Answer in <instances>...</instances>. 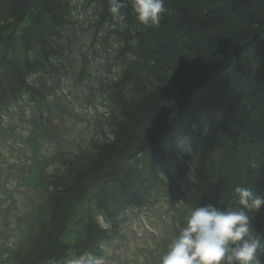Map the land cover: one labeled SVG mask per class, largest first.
I'll return each instance as SVG.
<instances>
[{
    "label": "trees",
    "instance_id": "1",
    "mask_svg": "<svg viewBox=\"0 0 264 264\" xmlns=\"http://www.w3.org/2000/svg\"><path fill=\"white\" fill-rule=\"evenodd\" d=\"M124 2L120 21L110 0L83 1L88 48L116 75L97 83L107 116L74 154L56 151L45 162L52 168L38 173L27 239L1 245L0 264L99 259L128 212L156 204L171 229L143 264H161L190 209L234 207L236 186L264 195V0H165L154 27ZM73 12L72 0H0V135L13 105L27 98L50 111L68 71L85 73L71 61ZM253 216L264 234V206Z\"/></svg>",
    "mask_w": 264,
    "mask_h": 264
},
{
    "label": "rangeland",
    "instance_id": "2",
    "mask_svg": "<svg viewBox=\"0 0 264 264\" xmlns=\"http://www.w3.org/2000/svg\"><path fill=\"white\" fill-rule=\"evenodd\" d=\"M81 3L82 0H72L78 43L77 55H73L71 61L75 67H83L82 78L77 71L68 72L67 79L54 90L50 111L39 113L32 103L23 100L4 115V131L0 135V246L21 248L27 239L21 229L30 227L37 213L41 197L40 189L35 186L38 173L43 169L47 174L52 168L45 162L54 151L74 154L76 145L85 143L84 138L94 136L95 130L91 128L96 121L103 127L106 105L96 91L97 83L113 76L101 64L103 61H96L90 52L79 49L87 47V27L91 19L88 6ZM47 117L51 118L53 125H47L39 138L34 133L35 123L45 125L44 118ZM26 177L29 180L23 181ZM129 217L119 238L104 251L107 259H100L96 264H143L149 254L155 256L153 252L161 244L158 240L171 229L167 216L156 208ZM137 233L141 236L137 237ZM155 233H158V239L149 235ZM149 241L154 242V249H150Z\"/></svg>",
    "mask_w": 264,
    "mask_h": 264
},
{
    "label": "clouds",
    "instance_id": "3",
    "mask_svg": "<svg viewBox=\"0 0 264 264\" xmlns=\"http://www.w3.org/2000/svg\"><path fill=\"white\" fill-rule=\"evenodd\" d=\"M138 22L154 27L165 13V0H131ZM124 0H110L109 11L124 20ZM235 205L205 204L190 209L179 233L170 241L161 264H260L264 234L254 231L253 214L264 206V195L251 187L236 186Z\"/></svg>",
    "mask_w": 264,
    "mask_h": 264
}]
</instances>
